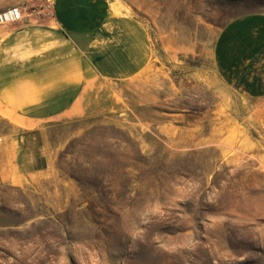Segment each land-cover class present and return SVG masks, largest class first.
I'll return each mask as SVG.
<instances>
[{"label": "rangeland", "instance_id": "374dc122", "mask_svg": "<svg viewBox=\"0 0 264 264\" xmlns=\"http://www.w3.org/2000/svg\"><path fill=\"white\" fill-rule=\"evenodd\" d=\"M109 1L151 65L123 111L0 118V264H264V97L221 99L214 72L220 30L264 0Z\"/></svg>", "mask_w": 264, "mask_h": 264}, {"label": "crops", "instance_id": "0c3cea01", "mask_svg": "<svg viewBox=\"0 0 264 264\" xmlns=\"http://www.w3.org/2000/svg\"><path fill=\"white\" fill-rule=\"evenodd\" d=\"M13 1L26 9L43 0ZM51 6V14L0 26V118L33 130L125 110L123 96L153 59L149 29L112 12L109 0ZM214 53L219 98L264 97V13L228 23Z\"/></svg>", "mask_w": 264, "mask_h": 264}, {"label": "built area", "instance_id": "2783aa9c", "mask_svg": "<svg viewBox=\"0 0 264 264\" xmlns=\"http://www.w3.org/2000/svg\"><path fill=\"white\" fill-rule=\"evenodd\" d=\"M50 5L32 6L22 9L19 4L10 5L0 11V26H7L21 22L31 16H43L51 14Z\"/></svg>", "mask_w": 264, "mask_h": 264}]
</instances>
